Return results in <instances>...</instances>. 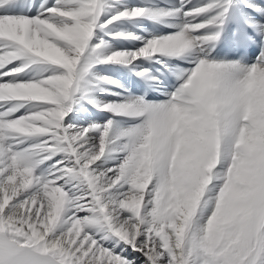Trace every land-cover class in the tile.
Here are the masks:
<instances>
[{"label":"snow or ice","instance_id":"6c2138e0","mask_svg":"<svg viewBox=\"0 0 264 264\" xmlns=\"http://www.w3.org/2000/svg\"><path fill=\"white\" fill-rule=\"evenodd\" d=\"M0 264H264V0H0Z\"/></svg>","mask_w":264,"mask_h":264}]
</instances>
